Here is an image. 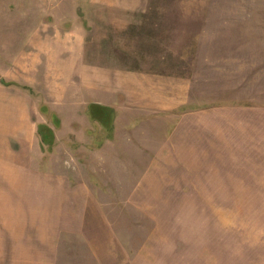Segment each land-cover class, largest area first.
Instances as JSON below:
<instances>
[{"label": "rangeland", "instance_id": "obj_1", "mask_svg": "<svg viewBox=\"0 0 264 264\" xmlns=\"http://www.w3.org/2000/svg\"><path fill=\"white\" fill-rule=\"evenodd\" d=\"M0 39V264H264V0H0Z\"/></svg>", "mask_w": 264, "mask_h": 264}, {"label": "crops", "instance_id": "obj_2", "mask_svg": "<svg viewBox=\"0 0 264 264\" xmlns=\"http://www.w3.org/2000/svg\"><path fill=\"white\" fill-rule=\"evenodd\" d=\"M28 42L31 46L34 45L33 39H29ZM3 43L5 46V38ZM21 65H23V61ZM23 73V69L13 67L9 71L10 75H6L8 79L22 81ZM0 92L4 93L0 95V104L3 107L2 111H0V141H3L4 138L6 140L11 136L22 144V149L23 145L32 139L34 128L32 127L31 131L28 114L36 111V109H32L31 99L27 95H23L22 89L14 84L4 85V83H0ZM8 142L13 147L12 143H15V141L9 140ZM2 156L5 162L4 151H0V157Z\"/></svg>", "mask_w": 264, "mask_h": 264}, {"label": "trees", "instance_id": "obj_3", "mask_svg": "<svg viewBox=\"0 0 264 264\" xmlns=\"http://www.w3.org/2000/svg\"><path fill=\"white\" fill-rule=\"evenodd\" d=\"M36 133L38 138L40 139L41 145H47L48 149H51L53 142H54V135L52 129L42 123L37 124Z\"/></svg>", "mask_w": 264, "mask_h": 264}]
</instances>
